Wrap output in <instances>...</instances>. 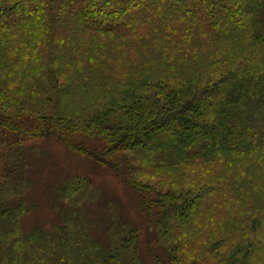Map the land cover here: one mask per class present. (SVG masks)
<instances>
[{
    "label": "trees",
    "instance_id": "1",
    "mask_svg": "<svg viewBox=\"0 0 264 264\" xmlns=\"http://www.w3.org/2000/svg\"><path fill=\"white\" fill-rule=\"evenodd\" d=\"M0 132V264H254L264 0H0ZM38 137L123 177L154 233L145 251L121 219L109 246L80 228L23 232L28 199L7 192L29 184L23 143ZM67 182L63 200L89 186Z\"/></svg>",
    "mask_w": 264,
    "mask_h": 264
},
{
    "label": "rangeland",
    "instance_id": "2",
    "mask_svg": "<svg viewBox=\"0 0 264 264\" xmlns=\"http://www.w3.org/2000/svg\"><path fill=\"white\" fill-rule=\"evenodd\" d=\"M96 13L97 10L94 11V14ZM23 147L25 156L21 169L25 171L29 184L21 188L22 193L19 195H13L10 189L7 193L9 197L12 196L9 200L11 204H17L23 198L28 199L23 203L24 213L21 218L25 234L32 232L35 227L57 233L67 226V229L80 228L84 239L88 237L103 246H109L119 238V231L116 232L118 224H112L121 219L129 222L128 226H137L140 250H146L148 240L154 233L146 227V213L140 204L138 193L127 186L120 174L96 164L85 156L70 152L55 139L31 138L24 141ZM11 169L13 176L22 175L14 167ZM199 172L201 169L198 166L194 171H189L191 176H197ZM74 176L86 177L89 186L75 193L72 199H61L57 189L65 188L68 185L67 179ZM168 181L169 177L165 178L164 182ZM216 204L215 206L219 207L220 204ZM256 206L264 208V197H261ZM260 230H263L258 237L261 240L260 251L251 259L254 264H264V225ZM109 231L116 233L110 234ZM186 245L190 248L196 246L205 249V245L198 240L190 239ZM157 251L164 254L161 248ZM208 255L218 259L213 254ZM146 262L154 264L151 258H147Z\"/></svg>",
    "mask_w": 264,
    "mask_h": 264
}]
</instances>
